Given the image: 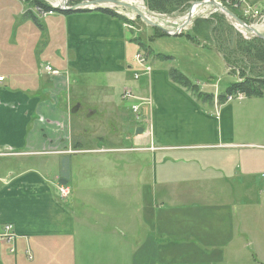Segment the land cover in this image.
Returning a JSON list of instances; mask_svg holds the SVG:
<instances>
[{"label": "crops", "instance_id": "crops-1", "mask_svg": "<svg viewBox=\"0 0 264 264\" xmlns=\"http://www.w3.org/2000/svg\"><path fill=\"white\" fill-rule=\"evenodd\" d=\"M15 22L0 18V159L65 160L52 177L0 166V233L9 224L17 234L14 252L0 242V264H264V97L199 100L171 71L215 92L165 63L175 56L151 62L140 36L98 11L42 16L41 28ZM148 29L149 40L160 36ZM138 52L153 69L136 81ZM120 147L146 164L117 156L73 168L86 155L77 151L125 153ZM118 165L135 171L131 213ZM96 172L102 178L91 181Z\"/></svg>", "mask_w": 264, "mask_h": 264}, {"label": "rangeland", "instance_id": "rangeland-1", "mask_svg": "<svg viewBox=\"0 0 264 264\" xmlns=\"http://www.w3.org/2000/svg\"><path fill=\"white\" fill-rule=\"evenodd\" d=\"M45 1L52 6H58V4H61L62 2V0ZM126 1L139 3L137 7H141V11L143 9V12H145L153 22L168 30H176L177 28H179L187 19L190 10L198 4L201 5L196 8L197 10L195 12H193L191 22L188 26H186L184 32V34L186 32H189L190 36H202V38L200 37L201 39L195 38L196 41L192 40L190 42L189 38H187L186 35L182 34L181 36L177 37L163 35L156 38L154 37L153 39L152 36L150 38L152 40H149L148 38H146V36L148 35L146 32L149 30L148 28L150 26H148L143 21L138 20L135 22V24H133V26L135 27L134 32L136 33V37L140 36L143 44L148 45V48L151 49V62L156 59L158 53L168 56H175V60L167 61L165 63L181 68L186 72V75L189 74L192 81H199L203 85L202 88L208 87V89L205 90L214 91V98H216V100L217 96H219V93L222 92V94H225L231 84L235 83L239 79L240 76L238 74V71H235V73H231L233 69L229 67L225 59H229L240 69L243 62H241L237 52L238 42L240 40L252 42L255 36L247 30L237 28L229 21L228 18H226L221 13V11L216 10L213 5L206 4V2H209L211 0H204L203 3L201 2L202 4H200V2H194L191 5L186 6L184 10L182 9L176 11L170 15L149 11L144 0ZM213 1L220 3L223 2L222 0ZM245 4L248 6H252L264 15V0H245ZM222 6L228 10V8L223 4ZM24 7L26 10L27 6L21 3V1L0 0V18L5 21L14 20L16 21V25L22 20V18H24ZM114 9L118 12L125 13V15H128L132 19H134L135 17L134 12L126 8L114 7ZM237 17L240 19H244L246 24L255 28V30H257L260 34L264 35V17L258 18L254 15H246L241 10H238ZM182 19H184L183 22ZM192 44L193 49L191 47ZM200 45L206 47V50H202L204 47L199 48L198 55H196V50ZM7 51L10 52L14 50L7 49L6 52ZM151 69L153 68L151 67ZM207 80L208 83L206 82ZM82 128L86 129L87 127L85 125V127ZM112 142L114 144L117 142V146L120 145L119 139H113ZM105 146L107 148L112 147L110 144H105ZM126 147L131 148L132 146L130 143H128L126 144ZM120 149H124V147H120L119 149H116L114 151L125 153L112 152L106 154H96L94 157L92 155H88L87 152L83 153L82 151H77L78 154H76L78 156H83V154L86 155L81 157L77 161H74L73 168L87 162H92L93 159L94 164H105L108 163L109 157L117 160V156L121 157L129 165L146 164L147 161L145 159V155H142L138 152H130L129 150L118 151ZM122 159L118 160V163L123 162ZM64 160L65 159L63 157L53 156L51 154H26L18 158L0 159V166L12 167V170H15L16 168L21 166L26 168H33L42 174H48L52 177L60 173V168L63 167ZM116 174L118 178H121L123 180L122 189H126L127 191V200L122 201V206L126 208L130 213L136 211L137 199L134 196V192L138 187L136 183L135 171L132 168L128 169L127 166L118 165ZM81 176L82 174L80 175V178ZM101 178L102 176L99 172L95 173L94 178H92V175L90 176L91 181L92 179L99 180ZM101 200H105L104 195H102ZM110 201L111 205L115 206V201L113 199H110Z\"/></svg>", "mask_w": 264, "mask_h": 264}, {"label": "trees", "instance_id": "trees-1", "mask_svg": "<svg viewBox=\"0 0 264 264\" xmlns=\"http://www.w3.org/2000/svg\"><path fill=\"white\" fill-rule=\"evenodd\" d=\"M24 5L27 6V9L24 13V18L31 20L36 26L42 27L40 25V18L45 14H61V15H71L73 13H85L91 11H98L104 13L112 18H116L122 21L125 24L132 23L135 24L134 21L127 18L123 12H118L112 8H99V9H88L81 10L78 12H61L57 10L52 5L48 4L45 0H19ZM97 0H69V6H75L82 2H90ZM114 1H124V0H114ZM146 7L149 11L170 15L176 11L184 10L186 6L191 5L194 2H203L204 0H144ZM238 1H232V4L227 5L224 4L232 12L237 16V4ZM141 21L140 19H136V21ZM244 21V19H241ZM196 23V22H195ZM154 31L158 33V35H165L160 30L152 28ZM191 41H196V39H201L200 36H190V34H184ZM155 35L152 37V39ZM196 38V39H195ZM136 41H139L138 39ZM141 49L149 50V48H144V45L141 44ZM237 52L240 57L241 62H243L240 69L233 64L229 59H225L226 63L229 65L233 71L231 73H235L238 71L239 79L231 84V86L227 89V92L223 95L218 96L219 102H225L229 97H233L236 95L245 96V98H262L264 97V40L255 37L252 42L240 40L237 45ZM147 56V55H146ZM163 59L168 60L171 59L169 57H163ZM171 77L175 82H178L182 86L190 89L194 95L202 101H212L214 100V95L203 93L198 89L197 85H194L187 77H185L180 72L173 70L171 71Z\"/></svg>", "mask_w": 264, "mask_h": 264}, {"label": "water", "instance_id": "water-1", "mask_svg": "<svg viewBox=\"0 0 264 264\" xmlns=\"http://www.w3.org/2000/svg\"><path fill=\"white\" fill-rule=\"evenodd\" d=\"M202 3L200 2V4H202ZM206 4L213 5L216 9L221 11V13L226 18H228L229 21L231 23H233L234 25H236L238 27H242L243 29L252 33L255 37L264 40V35L260 34L257 30H255V28L246 24L243 20L238 18L236 15H234L232 12H230L229 10L224 8L222 5L218 4L217 2H215L213 0L206 2ZM103 5H110L112 7H118V8L122 7V8H126L128 10H131L136 15V18L142 20L148 26L160 30L162 33H164L165 35H168V36H179L185 30L186 26H188L189 23L191 22L193 12H195V10L198 6H201L198 4L197 6L192 8L190 10V12L188 13V17L185 20V22H183V24L179 28L174 30V32L172 30H168V29L158 25L157 23L153 22L138 7L134 6L133 4H131L130 2H128L126 0H124V1L97 0V1H90V2H82V3L77 4L75 6H69V0H62L60 6H57L55 8L61 12H67V11L78 12L81 10L99 9V8H102ZM143 132H144L143 128H139L136 133L142 134Z\"/></svg>", "mask_w": 264, "mask_h": 264}, {"label": "built area", "instance_id": "built-area-1", "mask_svg": "<svg viewBox=\"0 0 264 264\" xmlns=\"http://www.w3.org/2000/svg\"><path fill=\"white\" fill-rule=\"evenodd\" d=\"M222 1L223 2H221V3L220 2H217V3L220 4V5H222V4L223 5L224 4L230 5V4H232L233 0H222ZM234 1H238L239 2L236 7H237L238 10L243 11L244 14H246V15H254V16L258 17V18L264 17V15L261 12H259L258 10H256L255 8H253L252 6L246 5L245 4V0H234ZM216 10H218V9H216ZM50 14H52V13H50ZM47 15L48 14H45L44 16H47ZM183 20L184 19H182V22H183ZM172 25H174V24H172ZM125 26L130 31H134L135 30V27L133 26L132 23L125 24ZM237 28L243 29L242 27H237ZM172 31L174 32V30H172ZM135 60H136V63L138 65V71L135 72L134 79L136 81H138L144 74L151 73L152 69L150 67V64L148 62V58H147L145 53L138 52L136 54V56H135ZM46 71L49 72V73H52L53 75L58 74V72L55 71L51 66H48L46 68ZM4 80H5L4 77H0V83L3 82ZM124 98L125 99H134L135 97H134V95L132 93V90H126L124 92ZM243 99H245V96L236 95V96H233V97H229L225 102H232V101L243 100ZM146 103H149V100H147ZM139 110H140V106H138V105L137 106L135 105V106L132 107V112L134 114H136L137 116H138ZM137 119L140 120L139 117H137ZM260 177L264 181V174H262ZM60 192H61V195H62L63 198H65V197H67L69 195V189L67 187H60ZM16 239H17V234L15 233L13 225H9V224L8 225H4L3 230L0 233V242L12 246L11 247L12 248L11 251L14 252L13 247L15 246ZM27 258H28V261H33L34 256H33V253L31 252V250H28Z\"/></svg>", "mask_w": 264, "mask_h": 264}, {"label": "bare ground", "instance_id": "bare-ground-1", "mask_svg": "<svg viewBox=\"0 0 264 264\" xmlns=\"http://www.w3.org/2000/svg\"><path fill=\"white\" fill-rule=\"evenodd\" d=\"M131 3H132V4H135L136 7L139 5V3H137V2L135 3V2H133V1H132ZM59 4H60V3H59ZM59 4H58V6H60ZM135 5H134V6H135ZM229 27H230V26H229Z\"/></svg>", "mask_w": 264, "mask_h": 264}]
</instances>
